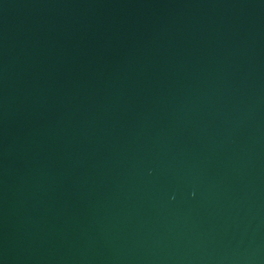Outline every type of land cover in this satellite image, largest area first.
<instances>
[{"label":"water","instance_id":"obj_1","mask_svg":"<svg viewBox=\"0 0 264 264\" xmlns=\"http://www.w3.org/2000/svg\"><path fill=\"white\" fill-rule=\"evenodd\" d=\"M0 264H264V0H0Z\"/></svg>","mask_w":264,"mask_h":264}]
</instances>
